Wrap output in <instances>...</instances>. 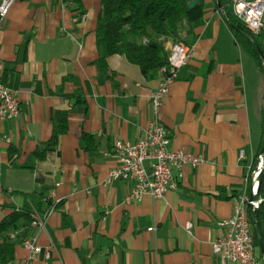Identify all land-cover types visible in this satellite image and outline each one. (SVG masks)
Masks as SVG:
<instances>
[{
	"label": "crops",
	"instance_id": "0c3cea01",
	"mask_svg": "<svg viewBox=\"0 0 264 264\" xmlns=\"http://www.w3.org/2000/svg\"><path fill=\"white\" fill-rule=\"evenodd\" d=\"M100 1L83 0V21L71 0H16L0 17L3 80L20 103L17 118L0 121V222L51 194L60 204L33 264H217L212 242L249 188L264 106V72L225 17L232 0H219L225 12L203 0L192 56L159 110L170 148L204 161L175 169L177 187L163 198L141 201L127 200L133 182L109 179L117 166L111 149L115 140L144 137L160 77L146 79L98 42ZM60 115L68 131L51 144ZM27 256L18 244L14 263Z\"/></svg>",
	"mask_w": 264,
	"mask_h": 264
},
{
	"label": "built area",
	"instance_id": "2783aa9c",
	"mask_svg": "<svg viewBox=\"0 0 264 264\" xmlns=\"http://www.w3.org/2000/svg\"><path fill=\"white\" fill-rule=\"evenodd\" d=\"M15 1L0 0L1 18L6 17ZM231 7L233 16L246 26L253 36L259 37L264 34V0H232ZM85 17L84 13L79 14L75 17V21H83ZM225 17L227 18L226 14ZM167 49L168 73L160 78L158 87L151 95L152 117L145 129L144 137L135 143L115 140L111 149L112 155L117 160V166L109 172L108 177L133 182V187L127 195L128 201H141L145 196L163 198L169 189L177 187L175 169L180 171L184 165L196 168L204 161L201 156H195L184 149H171V131L165 128L159 119V110L169 92V86L176 79L178 70L192 56L193 45L170 42L167 44ZM4 69V61L0 58V121L12 120L20 115L18 92L3 80ZM163 71L165 68L160 70ZM242 156L241 151L240 157ZM259 158L258 169H253L252 174L246 178L249 188L246 187L239 193L232 215L221 222L225 229L224 235L212 242V251L217 264H263L255 252L256 224L249 219V213L254 214L262 202V198L249 201L250 195L256 194L258 185L256 177L264 167V152L259 154ZM45 200H52L51 194L46 196ZM55 209L54 205L43 212L33 208L28 227L34 228L35 231L19 242L28 251V256L18 263L7 264H33L43 251L39 236L47 233V220ZM152 229V227L148 228V230ZM23 230H12L8 233V237L16 241ZM50 255V249L47 248L45 259H49Z\"/></svg>",
	"mask_w": 264,
	"mask_h": 264
},
{
	"label": "trees",
	"instance_id": "16d2710c",
	"mask_svg": "<svg viewBox=\"0 0 264 264\" xmlns=\"http://www.w3.org/2000/svg\"><path fill=\"white\" fill-rule=\"evenodd\" d=\"M77 11L83 14V0H71ZM191 0H101L96 28L97 40L106 45L108 54L123 55L130 63L141 70L148 79L164 77L168 71L169 51L167 44L183 43L193 45L197 39L196 28L203 15V0L193 8L189 7ZM227 20L231 25L236 40L256 60L264 72L258 47L264 54V41L252 35L251 31L226 10ZM249 34L253 39L244 35ZM264 37V34H263ZM162 68L165 71L160 72ZM81 101V100H78ZM260 141L253 159L256 168L259 154L264 152V106L260 112ZM68 121L60 115L52 128L48 140L56 144L59 138L67 133ZM87 137V135H83ZM91 138V136H89ZM46 148L37 151L39 157L46 155ZM262 202L254 214L249 213V219L256 224L254 230L255 252L264 256V173L260 185ZM30 198L23 208L14 209L0 222V264L14 262L15 248L19 242L28 236V225L33 208L43 212L49 206L56 208L60 202ZM42 204L46 205L44 210ZM42 210V211H41ZM24 229L16 241L10 240L8 233L12 230Z\"/></svg>",
	"mask_w": 264,
	"mask_h": 264
},
{
	"label": "water",
	"instance_id": "95a60500",
	"mask_svg": "<svg viewBox=\"0 0 264 264\" xmlns=\"http://www.w3.org/2000/svg\"><path fill=\"white\" fill-rule=\"evenodd\" d=\"M198 4H199V0H191V2L189 4V7L193 8V7L197 6ZM217 6L219 7V9L222 12H225L224 8H223V6H222V4H221V2L219 0H217ZM244 35L246 37H248L249 39L254 41V39L249 34L244 33ZM258 50H259L260 58H261V61H262L263 67H264V54H263V52L261 51V49L259 47H258ZM263 173H264V167L260 170L258 176L256 177V180L258 182L256 194L255 195L251 194L250 198H249V201L259 200L261 198V196H260V185H261Z\"/></svg>",
	"mask_w": 264,
	"mask_h": 264
},
{
	"label": "rangeland",
	"instance_id": "374dc122",
	"mask_svg": "<svg viewBox=\"0 0 264 264\" xmlns=\"http://www.w3.org/2000/svg\"><path fill=\"white\" fill-rule=\"evenodd\" d=\"M258 146H259V144H258ZM258 146H257V148H258ZM256 148V149H257ZM259 161H260V158H259ZM259 161L257 162V165H256V168H257V166H258V164H259ZM258 169V168H257ZM263 262V261H262Z\"/></svg>",
	"mask_w": 264,
	"mask_h": 264
}]
</instances>
